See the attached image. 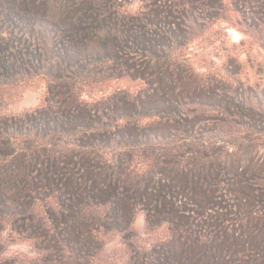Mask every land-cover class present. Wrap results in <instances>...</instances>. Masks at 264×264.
Listing matches in <instances>:
<instances>
[{
	"label": "rangeland",
	"instance_id": "1",
	"mask_svg": "<svg viewBox=\"0 0 264 264\" xmlns=\"http://www.w3.org/2000/svg\"><path fill=\"white\" fill-rule=\"evenodd\" d=\"M53 1L31 2L45 14ZM152 1H119L123 16L148 14L141 53L114 30L103 44L80 28L75 67L89 76L69 86L38 52V68L0 77V264H255L247 251L264 254V0H195L194 24L166 7L163 30ZM12 16L16 26L26 19L19 9ZM6 22L0 17V52L18 46ZM122 47L130 57L121 64ZM71 96L81 103L74 122H50ZM24 115L36 118L12 128ZM94 148L114 164L86 158ZM38 150L77 173V192L64 177L60 197L21 194L22 166ZM208 210L216 214L206 219ZM28 215L34 231L25 229ZM199 236L212 242L209 263Z\"/></svg>",
	"mask_w": 264,
	"mask_h": 264
},
{
	"label": "trees",
	"instance_id": "2",
	"mask_svg": "<svg viewBox=\"0 0 264 264\" xmlns=\"http://www.w3.org/2000/svg\"><path fill=\"white\" fill-rule=\"evenodd\" d=\"M32 0H14L12 6H8L7 4H3L0 2V17L9 22H6L8 26L5 31L6 36L14 37L13 40L18 44L17 47L11 46V42L9 45H6L5 51L0 52V77L1 78H9L12 75H16L21 72V76L27 74L29 70L33 68H38L39 62H35L34 56L41 52L44 56V53L49 54L51 65L48 66L49 72H57L61 74V78L67 81V85L74 84L81 76H89L88 69L81 70V67L76 68L75 66H79L82 59L80 58L79 47L82 45L83 37L80 33V28H88L92 34L97 35L98 38H101L103 44L106 42V38L109 36V31H116L119 36V39L123 40L124 38L131 39L134 45H137L140 49V36H143V33L146 30V23H148V14H141V12L133 17H126L119 13V1L121 0H54L51 4H49L48 8L43 14V11H36V7L31 2ZM157 4V10H151V14L157 18L158 23L157 27L159 30H163L160 26L164 24V14L167 11L163 10V8L168 7L174 14L182 16V18L186 21V16H190L189 21L191 24L195 23V17L192 15L195 14V8H198L200 2L195 0H153L152 3L154 5ZM245 2V1H243ZM248 4V3H247ZM160 8V9H159ZM260 10L263 14L264 12V1L260 4ZM19 9L23 12V16L26 18L23 23H12L11 21H15L14 14L15 10ZM168 9V10H169ZM146 11V10H144ZM149 12V11H147ZM150 13V12H149ZM197 20V19H196ZM16 22V21H15ZM5 23V24H6ZM23 25V27H22ZM6 26V25H5ZM103 26V27H102ZM25 28L27 30V40L29 43H23L21 39L17 35L21 34L22 29ZM79 30H76L78 29ZM12 29V31H11ZM103 30L104 33L100 32ZM10 38H7L10 39ZM32 42V43H31ZM22 45V46H21ZM3 45H1L2 47ZM140 46V47H139ZM33 47V48H32ZM144 48V47H143ZM31 49H34L31 51ZM123 56L120 58V63L126 61L125 58L129 56L128 51L125 48H121ZM146 50V49H143ZM63 56V58H61ZM75 59L72 67H70L68 60ZM130 57V56H129ZM71 59V60H72ZM123 59V61H122ZM43 70V68H41ZM46 70H43L45 72ZM70 86V85H69ZM73 91L74 87H68V92ZM70 96L68 93L66 97ZM59 103V114H51L52 110H48L45 114V117L51 114L50 122H64L68 124H72V107L76 106L78 103L77 97L63 98L58 101ZM40 112V111H39ZM42 113V111H41ZM42 115V114H41ZM28 115H24L21 118L17 119V122L11 124V127H22L24 125H28L30 120H35L36 116L27 117ZM22 120V121H21ZM36 124V122H35ZM53 125V124H50ZM2 128V127H1ZM55 128H57L55 126ZM80 128L78 125L75 126L76 130ZM81 130V129H80ZM85 130V129H84ZM122 151V150H121ZM123 153H127L124 151ZM38 154H41V159ZM33 160L28 162V164H23L22 168L24 170V177L21 178V183L19 189L21 194H25L29 198H34L37 200L41 196H52L53 194L56 198L61 196V185L60 180L64 177L69 178L73 182V190L74 192L78 191V175L75 173L73 169L68 166H62L54 164V160H56L53 156L42 155L41 151H35ZM86 158L97 156V150L91 149L86 151ZM98 161L105 164V166L110 167L112 162L108 164L106 159H103L102 156H97ZM119 161H122L121 156H118ZM124 159V157H123ZM118 162V161H116ZM38 163L43 164L42 173V182L43 184L39 185L38 177L41 176V173L36 170V166ZM39 166V164H38ZM112 173V172H111ZM226 183L225 181H221L220 183ZM213 186V185H212ZM218 186V184H217ZM231 189H220L218 186L217 191L228 192ZM61 205L62 200H61ZM87 210L89 209V204H85ZM80 209V210H79ZM81 207H75L74 213L77 216H80ZM83 211V210H82ZM82 212V216H83ZM206 219H208L211 215L216 214V212L212 210H208L206 212ZM252 214V213H251ZM213 218V217H211ZM88 219V218H87ZM37 222L30 215L25 219V229L27 230H36ZM86 222L93 228L94 221L92 219L86 220ZM39 226V225H38ZM176 229L173 231V236L175 235L178 240H180L183 235V229L177 224L173 225ZM43 229V228H42ZM45 230V228L43 229ZM179 232V233H178ZM62 238H58L59 243L63 240ZM196 243L199 247L196 246V249L199 250V254H202L203 259L206 260V263H209V260H213L215 256V252L213 249L212 242L208 239H201L199 236L196 239ZM247 252L252 254L250 256L245 255L244 258L252 259L255 264H264V254H261L260 251L256 252L253 249H249ZM246 254V253H244ZM82 261H85L86 257L82 256Z\"/></svg>",
	"mask_w": 264,
	"mask_h": 264
}]
</instances>
